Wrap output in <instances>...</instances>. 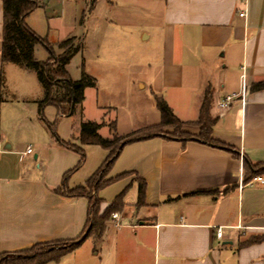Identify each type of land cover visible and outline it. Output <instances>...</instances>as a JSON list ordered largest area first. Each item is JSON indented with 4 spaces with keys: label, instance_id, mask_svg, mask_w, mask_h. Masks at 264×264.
Returning <instances> with one entry per match:
<instances>
[{
    "label": "crops",
    "instance_id": "obj_1",
    "mask_svg": "<svg viewBox=\"0 0 264 264\" xmlns=\"http://www.w3.org/2000/svg\"><path fill=\"white\" fill-rule=\"evenodd\" d=\"M146 2L160 22L169 107L185 131L198 134L195 122L209 88L211 114L218 117L213 137L234 147L239 156L164 135L128 143L107 177L133 174L98 193L101 211L123 194L118 218L110 217L100 239L88 237L74 253L49 264H67L74 255V264H221L228 251L235 264H264V166L253 177L244 169L245 160L264 163V90L249 89L244 100L219 107L227 95L242 92L243 78L248 85L264 80V0ZM241 11L246 15L240 16ZM3 14L0 0V75L17 91L11 76L18 66L1 60ZM151 35L142 34L144 39ZM38 50L37 45L36 58ZM185 79L196 83L190 105L183 98ZM4 95L0 92V254L78 237L86 224L88 199L63 196L56 189L79 154L49 136L44 146L37 142L24 148L22 129H36L37 123H21L19 105ZM24 119H30L28 114ZM29 146L32 153L25 154ZM78 174L79 169L69 176L68 187L90 177L81 182ZM135 176L147 183L146 204L140 207ZM218 227L223 229L220 240Z\"/></svg>",
    "mask_w": 264,
    "mask_h": 264
},
{
    "label": "rangeland",
    "instance_id": "obj_2",
    "mask_svg": "<svg viewBox=\"0 0 264 264\" xmlns=\"http://www.w3.org/2000/svg\"><path fill=\"white\" fill-rule=\"evenodd\" d=\"M39 1L41 6L29 15L27 24L47 38L56 54L62 52L58 43L75 37L80 47L66 68L73 80L80 79L82 68L96 79L94 87L86 88L85 100L75 113L59 119L57 135L79 142L83 121L104 122L106 126L99 130L104 138H112L115 133L127 135L157 124L160 121L157 100L167 103V88L162 81L160 22L147 0ZM147 31L152 33L150 39L142 36ZM38 47L36 59L47 60L48 50L41 45ZM17 66L18 72L11 76L17 91L7 85L4 97L19 105L21 123H37L36 129H22V146L36 147L37 142L44 146V138L56 139L47 125L56 120V108L48 105L41 116L37 101L43 97L44 88L34 70ZM184 85L185 103L193 104L196 83L185 79ZM24 114L30 119H24ZM110 123H115L114 131ZM86 146L87 160L78 174L81 182L102 165L107 155L99 145ZM229 253H223L221 264H235V256ZM69 259L67 264L76 262L75 255Z\"/></svg>",
    "mask_w": 264,
    "mask_h": 264
},
{
    "label": "trees",
    "instance_id": "obj_3",
    "mask_svg": "<svg viewBox=\"0 0 264 264\" xmlns=\"http://www.w3.org/2000/svg\"><path fill=\"white\" fill-rule=\"evenodd\" d=\"M39 0H3V39H2V64L13 63L36 72L38 80L44 88V94L37 101L41 116L48 105H53L57 111V118L54 122H47L52 130L56 141L78 153L80 159L75 167L66 171L62 178L61 185L56 192L68 197H85L88 199V214L83 232L74 239H60L48 242H38L28 249L13 252L1 253L0 264H49L59 262L64 256L77 249L88 237L100 239L106 229V223L110 217L123 206V194L118 195L115 200L101 211L102 200L98 197L101 189L110 184L133 174L127 172L108 178V174L119 157L123 147L128 143L150 138L153 135H164L174 137L185 144L189 140H197L201 143L227 149L235 158L239 152L232 146L213 137V128L218 117L211 114L212 93L208 88L205 92L200 115L195 122L199 126V133L192 134L183 129L182 122L162 99L157 100L160 110V121L140 131L131 132L127 135L115 133L112 138H104L99 130L105 125L104 122L83 121L80 124L78 139L80 144L71 140L61 139L57 133V125L60 118L75 113L85 100V90L96 85V79L82 68L81 77L73 80L66 68L72 55L80 47V42L75 37L68 38L60 43L58 47L62 52L56 54L52 44L45 37L38 35L28 24V16L40 7ZM37 45L45 47L49 57L45 61L36 59L35 48ZM6 84L3 75H0V92L5 93ZM264 90V80L254 82L250 85V91ZM111 130H115V123H110ZM99 145L108 151L102 165L85 181L84 184L70 188L67 185L69 176L80 169L86 161L84 146ZM264 163H251L244 161V169L251 177L261 173ZM138 182V197L136 206L146 204L147 183L144 179L135 176ZM253 241H258L252 240Z\"/></svg>",
    "mask_w": 264,
    "mask_h": 264
},
{
    "label": "built area",
    "instance_id": "obj_4",
    "mask_svg": "<svg viewBox=\"0 0 264 264\" xmlns=\"http://www.w3.org/2000/svg\"><path fill=\"white\" fill-rule=\"evenodd\" d=\"M241 2H246L247 0H239ZM246 15V11H241L240 12V16H245ZM250 89V85H248L245 81V79L243 78V83H242V92L240 94H231V95H227L222 101L219 102V107L220 108H226L230 105V103H232L235 99L237 98H241L244 100L246 94L248 93ZM32 153V148L31 146L27 147L25 154H30ZM256 180H260L263 182V179L261 177H256ZM114 218H118V214L114 213L113 214ZM217 238L220 240L223 237V229L222 227H218L217 228V232H216Z\"/></svg>",
    "mask_w": 264,
    "mask_h": 264
}]
</instances>
